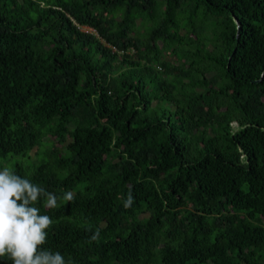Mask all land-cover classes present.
Instances as JSON below:
<instances>
[{
    "label": "trees",
    "instance_id": "trees-1",
    "mask_svg": "<svg viewBox=\"0 0 264 264\" xmlns=\"http://www.w3.org/2000/svg\"><path fill=\"white\" fill-rule=\"evenodd\" d=\"M5 163L71 264H264V0H0Z\"/></svg>",
    "mask_w": 264,
    "mask_h": 264
},
{
    "label": "clouds",
    "instance_id": "clouds-1",
    "mask_svg": "<svg viewBox=\"0 0 264 264\" xmlns=\"http://www.w3.org/2000/svg\"><path fill=\"white\" fill-rule=\"evenodd\" d=\"M74 195L69 191L60 199L71 202ZM41 200L47 209L57 207L55 194L21 178L10 167L0 169V258H7L12 264H71L60 252L43 248L53 220L36 207ZM133 201L134 197L129 193L124 207H131ZM99 238L100 229L97 228L88 242Z\"/></svg>",
    "mask_w": 264,
    "mask_h": 264
},
{
    "label": "rangeland",
    "instance_id": "rangeland-1",
    "mask_svg": "<svg viewBox=\"0 0 264 264\" xmlns=\"http://www.w3.org/2000/svg\"><path fill=\"white\" fill-rule=\"evenodd\" d=\"M24 158H26V157H24ZM10 159H11L12 161H14V158L11 157ZM5 166L9 167V164H8V163H5L4 167H5Z\"/></svg>",
    "mask_w": 264,
    "mask_h": 264
},
{
    "label": "water",
    "instance_id": "water-1",
    "mask_svg": "<svg viewBox=\"0 0 264 264\" xmlns=\"http://www.w3.org/2000/svg\"><path fill=\"white\" fill-rule=\"evenodd\" d=\"M238 27H240L239 24H238Z\"/></svg>",
    "mask_w": 264,
    "mask_h": 264
}]
</instances>
